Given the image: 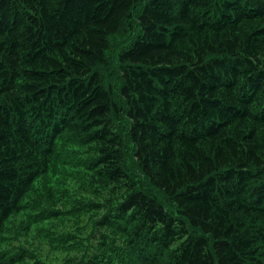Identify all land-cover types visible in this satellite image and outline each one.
Listing matches in <instances>:
<instances>
[{
	"label": "trees",
	"instance_id": "trees-1",
	"mask_svg": "<svg viewBox=\"0 0 264 264\" xmlns=\"http://www.w3.org/2000/svg\"><path fill=\"white\" fill-rule=\"evenodd\" d=\"M134 10L115 92L102 68ZM58 144L123 191L96 224L135 264H264V0H0V234Z\"/></svg>",
	"mask_w": 264,
	"mask_h": 264
},
{
	"label": "rangeland",
	"instance_id": "rangeland-1",
	"mask_svg": "<svg viewBox=\"0 0 264 264\" xmlns=\"http://www.w3.org/2000/svg\"><path fill=\"white\" fill-rule=\"evenodd\" d=\"M136 11L134 18L124 22L109 39L102 75L115 92L120 81L118 55L138 34ZM118 127L124 134L128 124L122 119ZM124 143V169L142 187L145 183L137 171L131 147ZM88 157L87 148L58 144L57 158L46 176L0 234V251L24 255L23 261L16 264H92L96 259L97 264H135L121 236L99 230L96 224L105 213L101 207L118 201L123 191H94L83 166ZM100 232L106 235L105 239L99 240Z\"/></svg>",
	"mask_w": 264,
	"mask_h": 264
}]
</instances>
